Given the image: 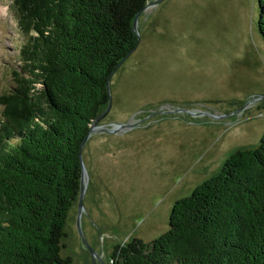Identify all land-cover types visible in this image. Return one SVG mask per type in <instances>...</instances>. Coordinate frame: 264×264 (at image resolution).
I'll list each match as a JSON object with an SVG mask.
<instances>
[{"label":"rangeland","instance_id":"1","mask_svg":"<svg viewBox=\"0 0 264 264\" xmlns=\"http://www.w3.org/2000/svg\"><path fill=\"white\" fill-rule=\"evenodd\" d=\"M257 20L256 0H160L142 9L138 44L111 73L110 106L81 149L82 207L77 195L64 225L70 264H111L116 244L157 237L175 200L234 150L258 144L264 39ZM23 40L10 0H0V93L14 84Z\"/></svg>","mask_w":264,"mask_h":264},{"label":"trees","instance_id":"2","mask_svg":"<svg viewBox=\"0 0 264 264\" xmlns=\"http://www.w3.org/2000/svg\"><path fill=\"white\" fill-rule=\"evenodd\" d=\"M147 0H10L21 64L0 93V264H70L65 220L79 148L108 101L107 79L138 44ZM264 39V0H256ZM175 200L151 240L118 243L111 264H264V130Z\"/></svg>","mask_w":264,"mask_h":264},{"label":"water","instance_id":"3","mask_svg":"<svg viewBox=\"0 0 264 264\" xmlns=\"http://www.w3.org/2000/svg\"><path fill=\"white\" fill-rule=\"evenodd\" d=\"M158 1H160V0H156V1H152V2H146V4L144 5L143 9H144L145 7H147L148 5H150V4H152V3H155V2H158ZM141 11H142V10L136 12V14L134 15L133 21H132V28H133L134 32H135L137 35H138V30H137L136 22H137V17H138V15H139V13H140ZM124 58H125V57H124ZM124 58H123V59H124ZM123 59L118 63V65L123 61ZM118 65H117V66H118ZM110 76H111V73L109 74L108 79H107V91H108V84H109ZM110 101H111V97L109 96V91H108V107L110 106ZM105 113H106V111L101 112V113L97 114V115L93 118V120H92V122H91V126H90L89 131L92 130V127H93V125L95 124V122H96L98 119H100ZM86 137H87V136H86ZM86 137L81 141V143H80V148H79V157H80V165H81L82 173H83V165H82V162H81V149H82V146H83V143H84ZM82 173H81V178H80L79 194H78V206H79V208L82 207V196H83V183H82V182H83V175H82ZM79 211H80V210H79ZM77 223H78V222H77ZM78 229H79L80 234H81L82 237H83V234H82V232H81V230H80L79 225H78ZM83 240L85 241L84 237H83ZM85 243H86V241H85ZM89 249H90V251H91L93 254H95V252H94L91 248H89ZM100 261H101V260H100ZM94 263H95V260H94ZM101 264H103L102 261H101Z\"/></svg>","mask_w":264,"mask_h":264}]
</instances>
